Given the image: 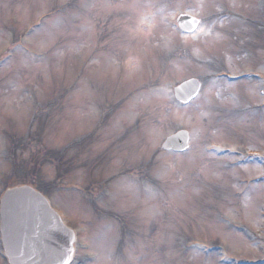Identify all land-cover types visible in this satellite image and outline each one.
<instances>
[{
	"label": "rangeland",
	"instance_id": "obj_1",
	"mask_svg": "<svg viewBox=\"0 0 264 264\" xmlns=\"http://www.w3.org/2000/svg\"><path fill=\"white\" fill-rule=\"evenodd\" d=\"M42 181L76 264H264V0H0V191Z\"/></svg>",
	"mask_w": 264,
	"mask_h": 264
},
{
	"label": "water",
	"instance_id": "obj_2",
	"mask_svg": "<svg viewBox=\"0 0 264 264\" xmlns=\"http://www.w3.org/2000/svg\"><path fill=\"white\" fill-rule=\"evenodd\" d=\"M199 20L181 16L179 28L192 33ZM201 85L192 79L175 88L178 102L188 104L195 99ZM189 134L181 131L169 137L163 150L184 152ZM1 232L10 264H70L74 256L75 234L62 222L42 194L30 187L8 190L2 201Z\"/></svg>",
	"mask_w": 264,
	"mask_h": 264
},
{
	"label": "trees",
	"instance_id": "obj_3",
	"mask_svg": "<svg viewBox=\"0 0 264 264\" xmlns=\"http://www.w3.org/2000/svg\"><path fill=\"white\" fill-rule=\"evenodd\" d=\"M220 73H222V71H220V72H216V73H213L212 74V76H211V79H214L215 77H217ZM123 105V102H121V103H118V109H119V107H121ZM118 109L116 110L117 112H118ZM115 110V108H113L112 110H111V112H110V114H113L114 112H116V111H114ZM35 135V134H34ZM33 135V136H34ZM31 137H32V134L30 135ZM37 138H38V140H37V142H41V140H39V136L37 135ZM79 145H80V142H79ZM14 146H17L18 147V144L17 143H15L14 144ZM75 145H71V147H64L62 150H57V151H50V152H48L46 155H45V157H47V160L48 161H51L52 163H55V162H57V161H59V162H62L63 161V158H64V155H65V153H66V151L67 150H69L70 148H73ZM78 154L80 155V152H78ZM73 157H77V155L76 154H74V156ZM46 160V159H45ZM18 161V160H17ZM16 161V162H17ZM67 162V161H66ZM33 166H32V172H33V174L34 175H32V177H33V181L35 182V180H36V178L37 177H40V172H39V167H41V164H43V163H41V162H37V161H33ZM60 170L62 169V168H59ZM16 169L14 168V171H15ZM18 170V169H17ZM17 173V171L15 172V174ZM19 175H17L16 174V176L15 177H17V176H19L20 177V172L18 173ZM58 178H59V176H58ZM56 182L58 183V180H56ZM55 182V183H56ZM25 185V184H24ZM27 185H30V186H32V187H34V188H36L37 190H40V191H42L41 189H40V187L41 188H43L44 190L43 191H51L52 189H55L56 187H57V184L54 186V182H49V183H43V181H42V184L41 185H38L37 183L35 184V183H29V184H27ZM17 186V185H16ZM53 191V190H52Z\"/></svg>",
	"mask_w": 264,
	"mask_h": 264
},
{
	"label": "flooded vegetation",
	"instance_id": "obj_4",
	"mask_svg": "<svg viewBox=\"0 0 264 264\" xmlns=\"http://www.w3.org/2000/svg\"><path fill=\"white\" fill-rule=\"evenodd\" d=\"M0 205H1V198H0ZM7 264V260L4 258V249L2 244V237L0 235V264Z\"/></svg>",
	"mask_w": 264,
	"mask_h": 264
}]
</instances>
